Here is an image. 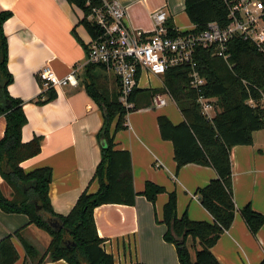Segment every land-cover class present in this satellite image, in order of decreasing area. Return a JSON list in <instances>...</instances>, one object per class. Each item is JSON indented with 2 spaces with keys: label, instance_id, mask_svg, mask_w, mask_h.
<instances>
[{
  "label": "crops",
  "instance_id": "0c3cea01",
  "mask_svg": "<svg viewBox=\"0 0 264 264\" xmlns=\"http://www.w3.org/2000/svg\"><path fill=\"white\" fill-rule=\"evenodd\" d=\"M118 1L127 8L128 24L134 29L152 32V14L160 9L167 12L175 29L189 32L195 28L185 10L186 0ZM3 11L13 13L4 29L9 40V71L14 77L9 93L25 102L29 122L23 129V141L28 143L36 135L44 137L41 153L23 163L22 167L26 171L44 167L52 169L51 203L57 214L67 216L86 190L95 193L99 189L92 180L101 161L97 134L104 119L84 84L87 53L76 37L78 34L86 45L89 42L86 29L80 25L84 13L67 0H0V13ZM77 65L82 67L80 85L59 88L55 90V101L39 103L45 93L38 77L40 71L48 66L59 77H65ZM94 76L100 79L103 89L111 93L119 90L118 81L112 74L97 70ZM148 79L143 76L139 88L164 87L163 79L157 78L161 83L159 86L149 85ZM143 80L147 82L144 86ZM159 116L168 117L175 125L184 121L183 116L174 120L166 113ZM126 125L127 129L117 134L116 143L118 149L131 152L134 185L139 195L135 206L110 204L95 210L98 233L104 240L103 248L113 256L115 264H180L175 245L164 240L167 231L162 224L164 206L169 194L175 192L179 217L187 214L192 221L213 223V217L202 206L196 192L209 185L217 174L213 168L194 164L178 172L173 144L162 139L158 121L142 118L132 121L128 115ZM5 129L6 120L0 115V140ZM253 141V145L234 147L231 152L237 214L231 229L213 248L221 264H262L264 261V226L254 236L240 213L251 205L264 215V130L254 133ZM147 182L166 189L155 204L141 195ZM0 184L5 196L10 198L12 190L1 176ZM21 229H24L23 238L41 254L47 251L52 241L47 232L30 225L26 215L7 214L0 209V241ZM13 242L20 255L17 264H35L26 259V250L20 239L14 237ZM188 244L195 260L200 246L193 240ZM45 264L69 263L61 260Z\"/></svg>",
  "mask_w": 264,
  "mask_h": 264
},
{
  "label": "trees",
  "instance_id": "16d2710c",
  "mask_svg": "<svg viewBox=\"0 0 264 264\" xmlns=\"http://www.w3.org/2000/svg\"><path fill=\"white\" fill-rule=\"evenodd\" d=\"M67 1L83 11L80 25L88 35L95 37L98 28L87 19L90 10L86 8L85 0ZM237 1L186 0L185 10L195 27L193 31L202 33L213 22L222 27L231 24L230 6ZM12 17L11 11L0 13V115L6 120L5 133L0 140V176L12 190L9 198L0 184V209L7 214L26 215L29 224L47 232L52 241L47 251L41 254L23 238L24 229H21L0 241V264L20 261L14 237L22 242L26 259L35 264L61 260L69 264H115L113 256L103 248L104 240L98 233L95 210L110 204L135 206L139 195L134 185L131 152L117 148L116 136L127 129V116L131 112L151 107L153 98L166 91L184 118L178 125L166 116H159L157 120L162 139L173 144L177 171L194 164L213 168L217 177L196 192L202 206L213 217V223L192 221L187 214L179 217L177 194L170 193L162 220L167 227L164 240L175 245L180 264H221L213 248L231 229L237 214L231 152L234 147L253 145L254 133L264 130V53L255 43L240 37L229 42L228 61L215 55L214 49H198V70L207 81L201 94L191 86L189 67L172 68L163 77V88L135 89L130 98L135 104L133 111H127L120 104V90L111 93L102 88L94 72H106L103 66H84L86 91L99 106L104 119L97 134L101 161L92 180L99 189L95 193L86 190L70 214L63 216L55 212L50 199L52 169L44 167L26 171L22 167L23 163L41 153L44 137L36 135L28 143L23 141V129L29 123L25 102L9 93L14 77L9 71V40L4 26ZM167 26L170 35L175 36L172 20L168 19ZM76 37L87 53L88 46L78 34ZM201 95L217 100L218 110L212 120L203 115L198 102ZM56 98L55 90L51 89L41 95L39 103L48 104ZM164 193L165 188L147 182L141 195L155 204L158 196ZM240 213L250 232L257 236L264 226V215L251 205ZM189 240L200 246L195 260L190 253Z\"/></svg>",
  "mask_w": 264,
  "mask_h": 264
},
{
  "label": "built area",
  "instance_id": "2783aa9c",
  "mask_svg": "<svg viewBox=\"0 0 264 264\" xmlns=\"http://www.w3.org/2000/svg\"><path fill=\"white\" fill-rule=\"evenodd\" d=\"M90 10L88 21L97 28L95 37L89 35L88 52L84 66H103L108 74L118 81L119 102L127 111L135 110L130 98L140 87L143 76L163 79L172 68L189 67L191 86L202 93L207 81L198 70L196 52L198 49H214L215 55L226 61L230 58L228 44L236 37L251 41L264 53V2L262 0H239L230 6L231 24L222 27L210 23L202 33L176 32L170 35L167 26L168 14L160 9L152 14L154 30L146 32L132 28L127 21V8L118 0H85ZM81 66H75L65 77H59L50 67L39 73V81L45 92L69 86L80 85ZM165 95L168 91L153 98L151 105L160 109L168 105ZM203 115L212 120L218 110L217 100L199 97Z\"/></svg>",
  "mask_w": 264,
  "mask_h": 264
},
{
  "label": "rangeland",
  "instance_id": "374dc122",
  "mask_svg": "<svg viewBox=\"0 0 264 264\" xmlns=\"http://www.w3.org/2000/svg\"><path fill=\"white\" fill-rule=\"evenodd\" d=\"M262 1H264V0H262ZM158 79L156 77H153V78L148 79L150 81H147V82L151 86H159V85H161V83H160V81H158ZM147 82L145 80H143V86L146 85ZM165 99L168 101L167 107H165L163 109H155V110H153V108H152L151 110H147L144 112H131L129 114V118L131 117L132 121L136 118H142V119H147V120L154 119L157 121L158 116L164 115V113H166L172 120L177 119V118H182V114H181L178 106L171 100V98L169 96H165Z\"/></svg>",
  "mask_w": 264,
  "mask_h": 264
},
{
  "label": "water",
  "instance_id": "95a60500",
  "mask_svg": "<svg viewBox=\"0 0 264 264\" xmlns=\"http://www.w3.org/2000/svg\"><path fill=\"white\" fill-rule=\"evenodd\" d=\"M53 226H54V227H56V228H57V227H59V226H58V225H56V224H53Z\"/></svg>",
  "mask_w": 264,
  "mask_h": 264
}]
</instances>
